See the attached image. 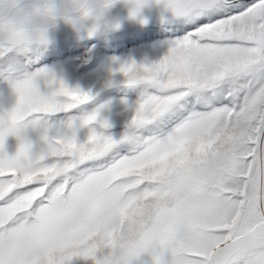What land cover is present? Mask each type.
I'll list each match as a JSON object with an SVG mask.
<instances>
[{
	"label": "snow or ice",
	"instance_id": "snow-or-ice-1",
	"mask_svg": "<svg viewBox=\"0 0 264 264\" xmlns=\"http://www.w3.org/2000/svg\"><path fill=\"white\" fill-rule=\"evenodd\" d=\"M132 2L135 17L149 0ZM154 2L178 26L159 60L113 69L139 93L118 138L85 109L91 90L29 70L38 50L0 48L16 95L0 110V264L92 259L134 226L105 264H264V0Z\"/></svg>",
	"mask_w": 264,
	"mask_h": 264
},
{
	"label": "rangeland",
	"instance_id": "rangeland-1",
	"mask_svg": "<svg viewBox=\"0 0 264 264\" xmlns=\"http://www.w3.org/2000/svg\"><path fill=\"white\" fill-rule=\"evenodd\" d=\"M154 0H149V5ZM149 5H145L136 17L129 15V6L122 0L112 8V17L121 23L118 30L112 31L103 37L77 38L72 35L69 26H60V36L45 47L38 50V59L29 70L46 68L62 78L69 87L80 88L85 91L91 90L94 98L85 109L92 111L100 108L101 117L107 118L111 127L105 129L106 134L119 137L123 132L124 125L130 119L131 111L127 105L132 104L138 98V89L126 86L120 81L123 76L119 73L114 75L116 83L105 85L109 78V69H115L119 63L134 59L137 62H149L159 60L166 54L168 42L175 32L178 22L170 10L155 18L146 19L152 22L163 17L168 18L152 25H137L138 18H143ZM53 34V33H52ZM127 101V103H125ZM16 103V95L9 81L0 76V110L11 109ZM88 128L79 132V139H86ZM29 137L34 141L35 150L39 151L42 146L38 142L35 132L29 131ZM17 140L9 136L5 148L9 155L14 154L17 148ZM168 254H165V259ZM71 264H93L91 259L74 258Z\"/></svg>",
	"mask_w": 264,
	"mask_h": 264
},
{
	"label": "clouds",
	"instance_id": "clouds-1",
	"mask_svg": "<svg viewBox=\"0 0 264 264\" xmlns=\"http://www.w3.org/2000/svg\"><path fill=\"white\" fill-rule=\"evenodd\" d=\"M117 2L120 0H0V48L40 50L51 42V31L61 22L69 26L77 38L103 37L120 26L121 22L110 15ZM122 2L129 6V15L133 17L135 4L132 0ZM109 73L105 85L110 86V82L115 81L113 69L110 68ZM138 235L139 228L134 226L119 234L114 248L106 250L98 244L91 259L93 264H105L120 256ZM144 253H148L151 264H165L162 254Z\"/></svg>",
	"mask_w": 264,
	"mask_h": 264
},
{
	"label": "trees",
	"instance_id": "trees-1",
	"mask_svg": "<svg viewBox=\"0 0 264 264\" xmlns=\"http://www.w3.org/2000/svg\"><path fill=\"white\" fill-rule=\"evenodd\" d=\"M149 5V4H147ZM166 11V9L164 8L163 4H157L155 2H153L152 4H150L147 7V10L145 11L146 13L144 14L143 18H138V22H135V24L137 25H152L158 22H162L168 18H172V17H163L160 19H155V21L153 20L152 22H148L146 19L148 18H155L158 15L163 14ZM110 15H113L111 10H110ZM64 25L62 22L51 31V39L54 40L56 38H60V36L55 35L56 32H60L61 30H59L62 26ZM70 28V27H69ZM70 30L72 31V29L70 28ZM53 33V34H52ZM73 33V31H72ZM72 35H75L74 33ZM131 264H151V259L148 255V253H142L140 255L139 258H134L131 262Z\"/></svg>",
	"mask_w": 264,
	"mask_h": 264
}]
</instances>
